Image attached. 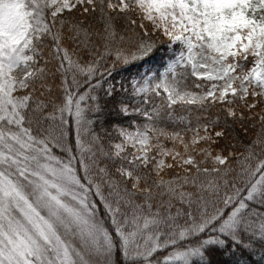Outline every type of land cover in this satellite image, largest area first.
<instances>
[{
    "label": "snow or ice",
    "instance_id": "obj_1",
    "mask_svg": "<svg viewBox=\"0 0 264 264\" xmlns=\"http://www.w3.org/2000/svg\"><path fill=\"white\" fill-rule=\"evenodd\" d=\"M237 251L264 260V0H0V264Z\"/></svg>",
    "mask_w": 264,
    "mask_h": 264
},
{
    "label": "trees",
    "instance_id": "obj_2",
    "mask_svg": "<svg viewBox=\"0 0 264 264\" xmlns=\"http://www.w3.org/2000/svg\"><path fill=\"white\" fill-rule=\"evenodd\" d=\"M168 55H170V52H167L165 50V46H160L159 49L150 57L147 58L143 62H136L133 65L127 66V68H118L116 73L113 77V82L116 84V87L119 88L121 83L127 84L128 80L135 76L137 73H141L145 66L149 65L150 68L155 71L156 69L160 68L161 65L164 63V60L167 59ZM149 69V68H148ZM120 95L118 94L116 99H120ZM107 101V98H105ZM115 100L107 101V107L104 109V113L101 116V122L104 123V126L107 127L111 123H117L120 121H123V117H119L116 115L115 110ZM231 137H234V140L230 141H222L221 145L228 144L229 146L232 143H238L239 141H245L247 140V136H245L243 129L236 125L231 133ZM102 210V209H101ZM236 260L238 261V264H264V260H261V256L259 254L254 256H248L247 253L241 254L239 251L236 252L235 257H231L229 255H225L224 257L215 256L214 260L221 261V260Z\"/></svg>",
    "mask_w": 264,
    "mask_h": 264
},
{
    "label": "rangeland",
    "instance_id": "obj_3",
    "mask_svg": "<svg viewBox=\"0 0 264 264\" xmlns=\"http://www.w3.org/2000/svg\"><path fill=\"white\" fill-rule=\"evenodd\" d=\"M148 68H150L149 65L145 66L144 69H143V71L140 74H143L144 72H146L148 70Z\"/></svg>",
    "mask_w": 264,
    "mask_h": 264
}]
</instances>
